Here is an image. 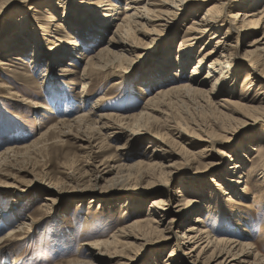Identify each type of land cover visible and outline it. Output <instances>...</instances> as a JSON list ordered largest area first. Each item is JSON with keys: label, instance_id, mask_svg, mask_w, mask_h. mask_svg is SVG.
<instances>
[{"label": "rangeland", "instance_id": "374dc122", "mask_svg": "<svg viewBox=\"0 0 264 264\" xmlns=\"http://www.w3.org/2000/svg\"><path fill=\"white\" fill-rule=\"evenodd\" d=\"M165 1L172 3L175 0ZM218 1L210 0L209 4L214 5ZM53 2L57 7L50 10L47 0H0V65H11L0 66V153L18 148L0 157V236H5L20 223L26 224L16 239L0 245V250H10L8 255L0 253V264H166L174 241L161 243L164 242L161 238L148 239L136 249L125 251L122 258L115 259L109 258L104 248L91 245L112 241L121 229L137 220H146L151 201L157 197L149 191H161L166 195L164 199L171 200L174 206L178 200V189L182 188L181 181L186 185L195 182L198 188L202 185L196 193L190 191L189 186H183L185 191H189L186 192V199L196 200L201 213L206 211L207 204L220 202L218 220L214 223V217H209L204 225L216 240L230 239L250 243L253 247L244 249L250 257L232 264H264V181L258 180L254 184L250 178L247 183L249 191L245 193L242 190L247 186L244 175L251 161L256 163L259 159L256 158L258 152L253 148L264 146L261 140L264 123L256 127L245 124V117L257 113L249 107H259L251 99L264 90L260 77L256 78L253 72V78L248 76V64L250 59L255 58L260 60V73L264 75V40L261 41L264 31L238 41V50L231 59L237 63L234 69L238 74L235 80L231 78L227 81L225 89L218 86L220 91L215 96L208 91L216 78L204 86H193L192 91L189 88L175 89L189 84L198 60L202 68L196 78L204 81L207 66L220 55L207 56L217 41H212L213 35L209 34L195 44L192 58L183 69V77L178 72L180 43L189 38L186 32L193 21H199L211 5L203 6L194 19L190 7L201 6L199 1L190 4L182 15L173 18L163 28H154L157 32L153 40L144 34L133 33L131 40L141 44L140 50L130 55L120 47L110 45L118 19L124 18L127 13V0H118L119 8L107 10L116 18H112L109 30L100 36L101 40L86 45L85 51L71 46L76 39H72L68 30L71 24L64 18L62 7L66 1ZM87 2L92 13L101 10V0H76L75 4L83 8ZM144 5L145 2L141 4ZM263 7L264 0L257 9ZM238 9L242 13L251 11L244 6ZM229 12L227 24L237 23L240 19H230V14L234 12ZM26 13L31 15L29 19L34 17V25L43 28L63 23V30H59L63 43L56 41V44H62L59 47L70 51L73 58L55 65L51 61L52 56H48L51 58H45L38 67L30 61L34 40L30 41L29 51L26 52L9 46L15 39L22 42L33 35L32 32L27 36L22 33L26 21H21V18ZM52 19L55 20L51 23ZM152 28L148 27L146 31ZM74 33L78 36L77 28ZM232 41L237 44L236 39ZM255 41L259 42L254 44ZM101 47L111 50L102 59L105 70L87 71V79L82 80L88 61L86 56L96 55ZM171 47L175 67L170 70L169 80H164L161 75L165 66L160 68V63ZM249 52H254L250 58L246 57ZM18 57L22 60H16ZM242 59H247V62ZM65 68L72 72H66ZM46 70H49L48 73ZM46 74L48 81L43 77ZM248 77L253 79L255 88L245 92ZM83 84L88 87L86 92L81 93ZM168 90L173 91L165 97L167 105L163 112L156 114L151 121L139 120L144 107L150 104L149 99L159 91ZM67 100L72 101L68 108ZM33 102L40 103V106H34ZM97 103L93 114L88 116L93 125L85 122L60 124L65 119L72 121L81 114H88ZM100 114L113 115L114 123L125 129L112 134L111 138L108 134L113 131L97 132L96 121ZM51 127L57 128L51 132L47 142H40V133ZM142 127L144 131L139 135L136 132ZM132 133L137 135L129 139ZM53 136L57 138L54 140ZM90 147L94 148L92 152ZM240 152L244 153V158L241 159L238 175H235V180L242 181L241 185H236L241 195V206H237L226 202L220 193L218 201L214 196L216 192L218 195V188L214 189L210 181L226 177L232 166L231 159L226 155L234 159L242 154ZM100 164L104 166L99 170L111 171V175L104 180L96 179V167ZM261 164L264 166L263 162ZM165 171H173L170 185H153L161 179V182H166L169 176L164 174ZM123 177L129 178L128 185L119 183ZM113 178L117 180L114 184L111 182ZM141 194H146V197ZM168 221L169 218L164 219L165 225ZM180 224L181 221L175 232ZM189 225L186 223L183 231ZM90 249L95 252L93 258L89 257ZM110 250L114 252L119 248L112 247Z\"/></svg>", "mask_w": 264, "mask_h": 264}, {"label": "bare ground", "instance_id": "6f19581e", "mask_svg": "<svg viewBox=\"0 0 264 264\" xmlns=\"http://www.w3.org/2000/svg\"><path fill=\"white\" fill-rule=\"evenodd\" d=\"M47 1H48L47 8L50 7L48 9L53 10L55 7H57L56 3L54 4L53 0H47ZM197 1H199V5L201 7L194 5L190 7L194 19L197 17V14L201 10H203L202 8L203 6L207 7L208 5H211L209 4L210 0H175L172 3L165 0H127L128 5L125 7V11L127 13L125 14L124 18L118 19L119 22L116 24V27L114 28V36L110 39V45L120 47L121 50L123 52H126L127 54L130 55L136 54L138 50H140L139 45L141 43L136 44L137 42H135V40L134 41L131 40V36L133 33H138V34L140 33L142 35L144 34V36L146 37L148 36L150 40H153L152 38L155 36L154 33L157 32L154 28L157 27L163 28L167 23L173 21V18L182 15V12L186 11L189 8L188 6L190 4L193 3L196 4L195 2ZM261 1L262 0H219L216 4L206 8L204 15L199 21H193L192 23L193 25L190 26L186 32L189 38L186 39V41L180 43L181 47H179L178 50V55H179L177 58L178 59L177 61L179 62L178 72H180L181 77H183L182 74L183 69L185 70L186 64L192 58V49L194 48L195 44H198L207 35L209 34L213 35L211 37L212 41L217 39V41L215 42L216 44L215 48L211 50L209 53H207V56L217 55V54L220 55L218 59L213 60L207 66L208 72L207 75L204 77V81L199 80V78H196L197 76L198 77L200 76V71L202 68L201 67L202 63L198 60V65H196V67L191 72L190 79L188 80L189 84L181 85L175 89L181 90V89L189 88L191 90L195 85H197V87H201L211 82L210 81L211 79L216 78L212 83L210 90L208 91L210 95L216 96L218 95V91H220L218 86L221 85L225 89L228 80H230L231 78H234L235 80L236 78L235 76L238 73L237 70L234 69V66L237 63H233L231 59H233L232 57L234 56L235 52L238 50V45H239L238 41L242 37L248 35H255L260 33L261 31H264V7L261 9H257V7L261 4ZM64 2H65L64 7H62L64 9V14H65L64 18L68 19V22H70L71 24L70 26H68V30L72 34V39L74 37L76 39L72 41L71 46L76 48H82L79 51H85L86 45L89 44L93 45L101 40L100 36L104 35L109 30V27L112 21L114 20V19L112 20V18H116L115 14H112L107 10H109L110 8H119L118 6L119 4L117 5L118 0H101L100 2L101 10L97 12L98 13L97 14V13H92L88 9L87 6H90L89 2L85 3L86 6L83 8H78L77 4H75L76 0H64ZM143 2H145V5L141 6ZM239 6H244V8H248V10L251 11L244 13L239 12L238 11ZM164 8H166V10H164ZM30 10L32 11L33 9ZM229 10L230 11L232 10V12H234L230 14L231 15L230 19L234 21L240 19L239 20L240 22L238 21L237 23L233 22L227 24L226 17L228 13H230ZM71 13L74 15H72ZM29 18H31V15H29L28 13H26L21 18V21H26V23L23 24V27L25 29H23L22 33L27 36V34L32 32L33 35H29V39L27 38L28 40L25 39L22 42L15 39L13 40L14 42L9 46H15L16 48L19 47L20 50L26 52L29 51V49L27 48L29 46V43H31L30 41L34 40L33 41L34 47L32 49V57L30 61L32 64H36L38 67L40 66V64L44 62L45 58H51L48 56H52L51 61L55 65L64 62L65 59L73 58V54L71 55L70 51L63 50L62 46L59 47V45L62 44H56V41L59 43H63V40H61L62 35L59 32V30L60 29L63 30L65 26L63 25V23H61L62 25H58L59 23L58 24L55 23L50 27H46V28H50L49 30H46V28L40 27L38 25H34L32 23L34 17H32V19ZM54 20L55 19H52L51 23L54 22ZM27 25L28 28L26 27ZM148 27H153V28L152 30L147 32L146 29ZM76 28H77L78 36H75L74 33ZM224 29H226L225 31L226 33H223ZM151 32H153V34ZM221 35H225V36L220 37ZM262 37L263 38L261 39V41L264 40V33ZM232 39L237 40L236 45L233 44ZM257 42L259 41H255L254 44H256ZM50 44L52 45L51 48L49 47ZM65 44L67 45L66 42ZM99 50L100 51L94 56L93 55L86 56L88 61L86 63V66L84 67L82 80L85 81L87 79V71H90L92 69L105 70V66H102L103 64L102 59L104 58V56H106L107 53H110L111 50L109 49V47L106 48L101 47ZM172 50L173 47L170 48L167 56L164 57L160 63V68L165 66L164 71L161 75L162 78H164V80H169L170 70L173 69V67H175V65L172 64V61L174 59H171ZM53 51L56 53H52ZM253 53L254 52H249L246 57L248 58L252 57ZM16 60H22V59L18 57ZM242 60L247 62V59H242ZM0 66L8 67L11 65H9L8 63H1ZM248 66L250 67V71H249L250 75L248 76H251V78H253L252 77V72H253L254 74H256V78L260 77L259 79L262 80L264 86V75L260 73V68H261L260 60L258 58H255V60L250 59V63L248 64ZM106 67L108 68L109 65ZM65 69L66 72H72L69 68H65ZM47 71L49 70H46V72ZM43 77L46 78V80L48 81L47 74L43 75ZM251 78L248 77L247 79V82L249 83L247 84V90L245 92L253 91V88H255V85H253L252 82L253 79ZM87 87H88L87 85L83 84V89L81 93L86 92ZM173 90H168L165 92L159 91L155 97L152 96L149 99L150 104L144 107L138 119L152 120V118L154 119V116L156 114L162 113L164 106L167 105L165 102V97L168 94H170V92H172ZM194 90H196L197 92H201L198 90V88H194ZM243 98L248 99L247 96H244ZM251 101L256 102L259 105V107H249V109H251L252 111L256 112L257 110V113L255 115L253 114V116L245 117L247 121L245 124L247 125L251 124L249 126L256 127L259 126L261 123H264V90L260 91L255 98L251 99ZM32 104L34 106H40V103L38 102H33ZM71 104L72 101L67 100L66 107L68 108V106H70ZM97 105L98 103L92 107V109L88 112V114H81L76 118V120H72V121H68L67 119H65V121L63 120L60 124L66 125L65 122H72L74 125H78L85 122L90 126L93 125L90 124L91 120L88 116H90V114H93L92 110L95 109ZM43 107L46 110H50V108L47 106H43ZM114 119L115 118L113 115L100 114L98 116V120L96 121V125L98 126L99 129L97 132L113 131V133L111 132V134L110 133L108 134V138H111L112 134L116 135L118 134L119 130H124L125 128H123V126L121 127L118 126L116 123H114L113 121ZM126 119H131V118L127 117ZM39 121H41V119ZM56 128L57 127H53V128L51 127L48 128L46 132L40 133V135L38 136L39 137L38 140H40V142H47L49 139V135ZM143 128L144 127H142V129H139V131L136 133H138L139 135L140 133L142 134V132L144 131ZM136 133H132L130 135V138L129 137L128 138L129 139L133 138V135L135 136ZM261 134H262L261 140L264 143V131ZM56 138L57 137H54V140ZM90 148L89 151L92 152L94 148L93 147ZM15 149L18 148L14 147L13 149H7L4 153L3 152L0 153V157L3 155L11 154ZM253 151L258 152L257 155L258 157L256 158L259 159L257 160L256 163H253L251 161V166L248 167L249 168L248 172L244 175L247 178L246 184L248 183V179L250 178L253 179L254 184H256L258 180L264 181V166H262L261 164V162L264 163V146L259 148H253ZM240 153L242 154H240L239 156L234 155L235 156L234 159L233 156L226 155L227 158L231 159V163H232V166L228 169L229 174L226 175V177H219L218 181L214 179L210 181V184H212V187L214 189L217 190L218 188V195L217 192L216 194H214L217 200L219 198V193H220L222 194V197L226 199V202L237 206L238 205L241 206L239 202L240 201L239 198H241L239 196L241 195L236 189L237 188L236 185L237 184L241 185L242 181L235 180V175H238L241 159L244 158L243 156L244 153L243 152ZM101 166L104 165L100 164V166L96 167V169L98 170L97 171L98 173L96 172L98 176L96 174L95 175L97 176L96 179L104 180L109 175H111V171L105 172V169L99 170ZM255 171H257L256 172L257 174L253 176V173H255ZM172 173L173 171L164 172L165 175L169 176V178H167L165 183L161 182L162 180L161 179L159 181L153 182L152 184L164 186V187L169 186L170 185L169 183L171 181L170 176L172 175ZM239 177L240 179H242V176ZM129 181H130L129 178L123 177L121 178L119 183L121 185H128V183H130ZM111 182H113L114 184L117 182V180L116 179L114 180L113 178V180L111 179ZM187 184L189 185H186L181 181L180 185L182 188L178 189L177 192L178 200L176 201V204L174 206L171 205V200L164 199L163 196L166 195H164V193H162L161 191H149V194H154V196H157L155 199L151 201L150 209H148L147 217L149 219L147 218L146 220H137L132 224L126 226L125 228L119 231V234L114 236L112 241H107L105 242V244L96 243L91 246L95 248H99V247L104 248L105 254H107L109 258L115 259V258H122L123 254H125L124 253L125 251L129 252L132 249H136L139 245H142L148 239L161 238L164 241L161 243L173 242V241L175 242L174 246L172 247V251L170 255L168 256L167 260H165L166 264H189V263L190 264H232V262H237L239 260H243V261L246 260L249 254L244 249L246 247H248L249 249H253L250 243H242L230 239L216 240L212 235V232L210 230H207L206 227L204 226L209 220V217L211 218L214 217L213 218L215 219L213 221L214 223L216 222V220H218L220 213L219 212L220 202H212V204H207L205 208L206 211L201 213L200 211H198L200 207L197 208L196 200L186 199L187 197L186 192L189 191H185L183 189V186H189L191 189L190 191L196 193L199 191L200 188H202V185L198 188L195 182L187 183ZM242 190H244V192L247 193L249 191L248 184ZM141 196L146 197V194H141ZM46 200L49 201V199ZM18 203L19 202H16V204ZM165 218H169L167 225H165L164 223ZM180 221L181 224L177 228L178 230L175 232L174 229ZM186 223H189L190 225L185 231H183V227ZM25 225H26L25 222L20 223L19 226H17L14 229H11L8 232V234H6L5 236H0V245L5 244L7 240H10L12 238L16 239L18 237L17 235L23 232V230L25 229ZM228 227H230V225H228ZM212 230L216 231L215 228H212ZM22 239L23 237L18 240H22ZM112 247L119 248V250L111 252L110 248ZM9 251L10 250L6 248L5 250H0V253H2L3 255H8ZM183 251L184 253H182ZM89 257L90 258L95 257V252L91 251V249H90Z\"/></svg>", "mask_w": 264, "mask_h": 264}]
</instances>
